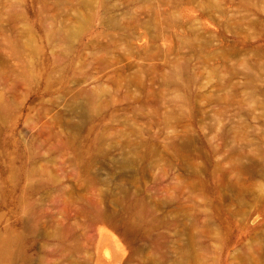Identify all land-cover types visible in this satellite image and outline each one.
Returning a JSON list of instances; mask_svg holds the SVG:
<instances>
[{
  "label": "rangeland",
  "instance_id": "obj_1",
  "mask_svg": "<svg viewBox=\"0 0 264 264\" xmlns=\"http://www.w3.org/2000/svg\"><path fill=\"white\" fill-rule=\"evenodd\" d=\"M0 264H264V0H0Z\"/></svg>",
  "mask_w": 264,
  "mask_h": 264
}]
</instances>
